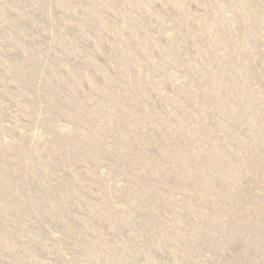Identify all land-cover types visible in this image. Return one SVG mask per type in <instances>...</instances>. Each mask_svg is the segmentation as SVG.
Instances as JSON below:
<instances>
[{
  "label": "rangeland",
  "instance_id": "374dc122",
  "mask_svg": "<svg viewBox=\"0 0 264 264\" xmlns=\"http://www.w3.org/2000/svg\"><path fill=\"white\" fill-rule=\"evenodd\" d=\"M0 264H264V0H0Z\"/></svg>",
  "mask_w": 264,
  "mask_h": 264
}]
</instances>
